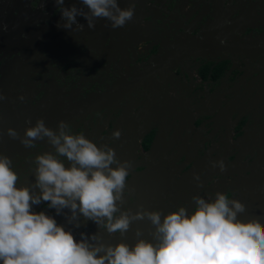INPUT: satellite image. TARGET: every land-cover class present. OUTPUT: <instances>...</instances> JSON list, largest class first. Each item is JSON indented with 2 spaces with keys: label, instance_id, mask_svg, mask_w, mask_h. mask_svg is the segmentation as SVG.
I'll return each instance as SVG.
<instances>
[{
  "label": "clouds",
  "instance_id": "9594fccd",
  "mask_svg": "<svg viewBox=\"0 0 264 264\" xmlns=\"http://www.w3.org/2000/svg\"><path fill=\"white\" fill-rule=\"evenodd\" d=\"M80 3L86 10L65 7L64 0H55L63 21L57 27L75 25L74 31L81 30L84 25L77 21L78 15L89 29L97 18H105L112 28L123 27L136 6L135 0L124 7L118 0ZM23 100L21 94L18 103ZM121 131L113 128L111 137L119 138ZM6 133L28 148L46 138L53 149L34 156L38 192L17 185L11 158L0 153V264H264V217H238L245 205L234 193H193L190 209L183 203L164 211L142 206L135 211L122 209L133 165L128 159H119L110 142L98 143L84 132L73 131L72 124L63 119L53 130L42 117L26 126L23 135L11 126ZM209 163L221 172L225 168L223 160ZM192 177L200 183V174L194 172ZM41 201L56 214L68 209V221H78L79 213L109 234L123 235L133 221L146 219L152 226L150 238L134 228L137 239L131 245L123 240L93 242L98 241L95 233L85 236L81 232L74 239L72 230L57 223L53 215L33 210Z\"/></svg>",
  "mask_w": 264,
  "mask_h": 264
},
{
  "label": "water",
  "instance_id": "95a60500",
  "mask_svg": "<svg viewBox=\"0 0 264 264\" xmlns=\"http://www.w3.org/2000/svg\"><path fill=\"white\" fill-rule=\"evenodd\" d=\"M145 1L147 0H135L136 6L133 10V16L136 15L141 18L143 17L142 13L143 11H145V7H147L144 5ZM210 1V8L212 10L209 11L208 7L206 8V11H208L205 12L208 16L204 20L206 26L204 30L200 32L199 36H192L187 29V31L183 32V37H177L174 41L169 43L172 49L157 55L152 63L144 66L143 68L135 66L128 78H120L113 84L108 86L105 90L88 95L80 104L74 106L69 111L61 114H55V116L44 120L46 126L52 127L53 130H55L56 123L60 119L72 123L76 121L77 118L85 116L91 112H95L106 105L113 104L123 96H125L127 93L131 92L136 86L146 82V85L148 86V83H150L148 81L153 80L152 78L154 76H161L166 71L172 69L173 67L180 64L183 60L190 57L216 56L224 53L230 54L231 56H233V58H236L238 56H244L245 58H258L257 65H262L264 63V40L255 41L251 39L248 41H239L236 38H231L232 33L242 34L247 32V35L251 36L252 33L255 32V29L263 26L262 23L264 21V17L261 14H257L256 12V4L260 3L261 0H257L252 5L245 4L244 2H242L241 5L239 2H237L233 6L228 5V3H230L232 0H226L227 6L226 4L225 6H223V2L225 0ZM128 2L129 0H118V3L121 7L127 6ZM199 2L200 0L193 2L194 7L190 11L185 13V15H183V20H186L189 16L194 15L193 20L189 24L185 25V27L188 28L189 26L197 23V20L206 15H199L197 13L194 14V12L197 11L196 6L199 4ZM155 3L156 2H153L152 4ZM67 5L70 6L73 5V3L68 0ZM79 6L81 7L78 8H84L86 10L85 6L81 3L79 4ZM204 7L205 4L202 5V8ZM234 13L235 15H233ZM136 16L132 18L133 20L127 21L123 27L112 28L110 26V23L105 18H99L97 21H95L94 27L91 29L87 27V23L85 22L82 24L84 25V27L81 30L74 31L73 29L75 28V26L68 29L64 28L57 35L51 38L32 41H16V39H11V37L15 36L16 34L25 31L24 27L26 24H19L13 30H0V50H6L8 52L28 49H32V51L34 52L49 50L52 45H55V43L52 41L53 39H55L54 37L59 39H63L66 37H75L77 39H80V42L85 41L89 45V47H97L98 41H104L108 38H114L113 40L108 42V45L105 48L106 50H102L103 54H105V51H107V53L109 54H113L115 53V49L119 46H124L125 54H128L133 49L135 44L140 41H146L149 39V37H147V35L145 34L148 33L147 30L138 29V26H140L142 23L140 21L135 22ZM156 18H158V15L152 17V19ZM47 42L51 43L47 45ZM120 62L123 63L124 59L120 58ZM244 64L247 68L239 78L231 82V90L243 87V83L247 82L248 80H251L252 82L256 81L262 84L261 92L258 93V96L261 97L262 91H264V72H258L255 74V70L253 67L249 66V62L245 61ZM232 68H230L228 72H230ZM9 76L10 75H4L1 77V80ZM151 85H154L155 89L158 88V83L156 81L152 82L149 88H152ZM243 89L244 88H242V90ZM249 90L253 92L254 88H252L251 86ZM244 92H246V90H243V94ZM161 100L163 101L164 106H166L165 109L167 111L168 118L167 120L164 119L162 122H160L159 132L155 138L157 139L158 147L157 155L153 156L152 153H147V158H150L149 163H153V165L150 166L149 175L152 177L154 175H157L159 182L158 184H148L146 186V192L144 191L143 193L142 191L140 192V194H137L135 196L136 202H134V206L131 209L135 211L138 206H142L149 209L159 208L162 211L170 210L172 207H174L176 201L178 199H181V197H183L182 195L186 194L187 186L189 185V182L193 180L192 174L195 172L200 174V183L196 184L194 182V184L190 186V188L193 190V193H199L200 189L202 188V181L205 180L203 176L205 174H208L209 176L219 175L221 176V178L229 177L232 178V180L244 183L245 186L247 185L248 187L257 185L259 188L255 189L253 193H251L249 196L241 197L240 200L244 203L245 209L243 213L238 214V217L250 218L257 215H261V217H264V212L259 214L260 201L264 197V173L261 170L262 164L264 163L261 162L262 160H260L264 155V128L259 136L254 139L253 144L250 147L254 148L257 145H260V151L257 153L258 156L256 159L258 160L260 158L259 160L261 163L256 164V159H252L250 163L253 165L254 162L255 165L251 167L243 166V164H240V162H238L234 157V160H232V166L230 167H228L223 161L225 164V168L221 172L218 167H213L209 163V161L223 159V155L212 156L214 154V150L212 148H206L204 150L205 152L203 151L202 156L200 158H196L198 152L204 147L203 145H201V147L195 145L194 140H192L191 142L189 140L192 126L191 121L194 114H192L189 108H186L187 103L184 104L182 99L166 101L165 96H162ZM1 105L6 114L5 123L9 122L11 123L10 126L15 128V121L12 119L11 110L8 107V102L7 100H5V98L1 100ZM248 105L250 106V104ZM190 107L193 108L194 105H191ZM259 107L261 109L264 108L263 105ZM262 114H264V112H257L256 122L259 121L261 116H263ZM17 125L21 126V123H18ZM145 129L146 128L141 129L142 134H144ZM168 129L172 130L169 138H167ZM179 131L183 133V136L178 140L180 142L177 143L175 151L172 152V154H169V148L167 145L172 141V139H174L173 135H177ZM18 134L23 135V132L21 131ZM127 135L128 132L125 133V137ZM197 135H199L198 132L196 133V136ZM38 141L39 140H37L36 142ZM187 143H191L192 146V148L188 152L185 151V146ZM172 144H176L175 141L171 142V145ZM24 147L25 146H23L19 142L18 138L13 139L9 136H6L3 143L0 144V153L8 154L13 150ZM129 149L130 150H125L123 148V144H120L116 147L115 152L119 159L130 160L132 162L133 169L134 167H137L138 164L131 158V153H133L134 148L130 146ZM180 157H183L181 163H175L174 160ZM140 161L141 160H139V162ZM145 163L146 162H144V165ZM183 167H187V169L182 173L180 177H178V180L176 178L175 182V184L179 186L177 194L169 204H166L164 206L163 201L160 197L162 193L167 189V177H169L167 172L171 171V169H174L171 171V173L178 174L179 171H182ZM256 170L259 173H255ZM239 172L245 173V177L234 174ZM129 182H137L134 179V176L131 174L129 175L127 183ZM213 184L219 185L222 184V182L218 181L217 183L215 182ZM233 185L236 184L233 183ZM170 187L171 189L173 188L172 185H170ZM216 190L217 189L213 187H209L206 188L205 191L214 192ZM127 195L128 194H125L124 198L127 197ZM190 202L192 201L190 200ZM184 205L189 208V205L187 203ZM51 209L52 208L48 206L46 211L48 212ZM51 215L55 217L57 223H60L65 228H69L72 230L74 239L79 238L81 232H83L85 236L95 233V235L98 237V241L93 242H101L104 244H114L119 240H123L131 245L137 239V236L133 232L134 228H140V234L143 236L147 232L149 226H151L146 219L137 220L133 221L130 224L129 229L123 235L119 233L109 234L104 229L99 228L97 225H95L91 220L85 219L79 213L77 214L78 221H68L67 219L65 221H61V219L65 218L68 215V209L66 208L61 210V214H56L55 210L53 209ZM77 223L78 226H76ZM148 235V237H150V233Z\"/></svg>",
  "mask_w": 264,
  "mask_h": 264
},
{
  "label": "rangeland",
  "instance_id": "374dc122",
  "mask_svg": "<svg viewBox=\"0 0 264 264\" xmlns=\"http://www.w3.org/2000/svg\"><path fill=\"white\" fill-rule=\"evenodd\" d=\"M189 7L188 4L181 8V13L179 14L182 15V13L187 12ZM205 26L206 24L202 23L196 31L190 34L194 37L199 36ZM144 29L147 30L148 33L145 34L149 39L138 42L128 54H125L124 46L117 47L113 54H109L107 51L103 54L102 50H106L105 48L108 42L111 41L109 38L104 41H98L97 47H89L85 41L80 42V39L75 37L68 39L65 41L66 44L55 47L49 52H39L36 54L22 52L21 54L14 53L13 55L0 53V74L11 75L16 72L20 74H18L19 77L17 79H7L3 89L5 95L8 94V98L14 101L17 100V105L11 102L13 113L19 115L25 128L26 126H30L31 123H34L37 117H42L43 120H47L55 116V114L67 112L74 106L80 104L88 95L105 90L110 84L120 78H128L135 66L144 67L153 62L157 55L172 49L169 45L170 41L175 37H183L182 32H185L177 30L176 33L170 34L167 23L164 22L163 18L150 25L149 23H142L139 26V30ZM260 30L262 32H259ZM260 30L257 32L261 37L249 36L245 32L242 34L232 33L231 38H236L239 41H248L251 39L255 41L264 40V29L262 28ZM152 45L154 47L151 49L150 47ZM224 55V53H221L216 55V58ZM120 58H124L125 62L121 63ZM207 58H215V56L190 57L178 64L177 67L166 71L161 76L157 75L152 78L153 80H149L148 82L150 84L155 81L158 82L159 80L161 84L156 89L149 88L148 94H146L147 96L143 97L144 91L141 90V86L144 88L147 87L146 82L143 85H138L133 91L127 93L117 102L106 105L94 113H108L115 109V115L124 114L127 111H129V115L131 112L139 111L140 108L148 106L151 100H156L163 112L159 111L158 115L154 114L151 117L158 120H161V118L167 120L166 106H164L161 97L164 94L166 101L177 100L178 95L180 98H185L186 93L189 91V86L190 91H196V97L201 96L199 89L202 90L205 84L196 75L195 66ZM252 60L253 58L236 57L233 59V62L237 67H241L247 61L249 62V66L263 73L264 65L255 66L256 64ZM90 64H94V67L90 68ZM186 66L187 69L185 68ZM179 67L183 69L184 73L186 72L184 78L177 71ZM67 75L71 76L72 79L66 78L65 76ZM183 82L186 83L185 87L183 86ZM190 82H193V84L191 85ZM16 83L17 85L13 87ZM164 83H171L173 85L168 89L169 92L164 91ZM6 90L9 91L7 94ZM21 94L24 96V100L18 103V98ZM125 107H128V110ZM91 116H94V114L91 113L89 116L72 122L73 130L76 128L80 129V125L85 123V120ZM91 120H94L93 117ZM115 120L114 118L112 121L114 122ZM142 124L149 126V121L145 118L141 122ZM52 149L53 146L51 144L48 145L46 138H43L29 149H19L17 152L8 155L15 164L21 165L20 168H15L18 171L17 185H28L30 191L34 189V156L44 151H52ZM257 156L254 157L257 158ZM261 170L264 173V164H262ZM255 173L259 172L256 170ZM228 181L231 184H236L233 185L235 189L233 192L235 198L238 199H241L242 196H249L255 189L259 188L257 185L250 187L246 185V187L244 183L231 179H228ZM221 187L223 189L226 188L224 183L221 184ZM262 212H264V197L260 201L259 214ZM257 216L261 217V215Z\"/></svg>",
  "mask_w": 264,
  "mask_h": 264
},
{
  "label": "flooded vegetation",
  "instance_id": "af4514ba",
  "mask_svg": "<svg viewBox=\"0 0 264 264\" xmlns=\"http://www.w3.org/2000/svg\"><path fill=\"white\" fill-rule=\"evenodd\" d=\"M67 1L68 0H64V6L65 7L68 6L67 5ZM70 1L73 3V5L75 4L76 7H81V6H79L80 0H70ZM196 1L197 0H147L144 3V5L147 6V7H145V9H144L145 11H143V13H142L143 17L141 18L139 16L134 15L132 18H134L136 16L135 22H139L140 21L141 23H149V25L151 23L157 22L158 20H161L163 18L164 22L167 23V28L169 29L170 34L171 33L172 34L176 33L177 30L187 31V29L190 31L189 33H193L194 31H196L199 28V25H202V23H204V20L208 17L207 14L205 13V12H208V11H206V8L208 7L209 11L212 10L210 8V6H211V1L210 0H200L199 4L196 6L197 11H195L194 14L197 13L199 15H201V14H206V15L202 16L201 19L197 20V23L189 26L188 28L185 27V25L189 24L193 20V16L194 15L189 16L186 20H183V15H185V13H187L188 11H190L194 7L193 2H196ZM256 1L257 0H232L230 3H228V5L229 6H233L237 2H239L241 5H242V2H244L245 4H248V5H252ZM153 2H156V3L152 4ZM226 2H227L226 0L223 2V6H225ZM188 4L190 6L189 10L187 12H185V13H182V15H180L179 13H181V8L185 7ZM203 4H205L204 8H202ZM226 6H227V4H226ZM256 12H257V14H261L264 17V0H261L260 3L256 4ZM156 15H158V18L152 19V17L156 16ZM233 15H235V13ZM233 15H232V17H233ZM76 19H77V21L80 24H83V23L86 22L84 20V18L82 16H79V15L76 17ZM98 19L99 18H97L95 21H97ZM131 20H133V19H131ZM58 23L60 25H62L63 21L60 19L58 6L55 4V0H37L36 3H34V0H0V30H2V31L6 30V29L13 30L19 24H26L25 27H24L25 31L20 32V33L16 34L15 36L11 37V39H16V41L17 40H20V41H26V40L32 41V40H43V39L51 38V37L57 35L61 30L64 29L62 26L57 27ZM5 25H6V28L4 27ZM262 25L263 26H260V27H258L257 29L254 30L255 32L252 33L253 37H261L257 31L262 29V28L264 29V21H263ZM73 26H75V25H73ZM138 29H139V26H138ZM144 30H146V29H144ZM259 32H262V31L260 30ZM182 34H183V32H182ZM54 38L55 39H53L52 41L55 43V45H52L49 48V50H41V51H37V52L32 51V49L15 50V51H11V52H8L6 50H0V53L13 55L14 53H20L21 54L22 52H30L32 54H36V53H39V52H49L55 47H58V46H60L62 44H66L65 41L70 39L69 37L68 38L66 37V38H63V39H59V38H56V37H54ZM176 38L177 37H175L172 41H174ZM110 39L113 40L114 38H110ZM172 41H170V42H172ZM50 43L47 42L46 44L49 45ZM137 44H135V45H137ZM36 46H40V45H36ZM152 47H154V46L152 45L150 48L152 49ZM153 50H155V48H153ZM242 57H244V56H238L237 58H242ZM225 58L230 60V66L225 70L224 75L216 83H211L210 81L201 80L199 78V76L197 74V68H198L199 64L202 61H204V60H202L200 63H198L195 66L196 75L198 76V78L201 81L207 83V87L205 88L207 92L212 91L216 86H219V84H220V89L218 90V92H215V94L219 93V91H222V90L225 91L224 93H221V95H220L221 97L224 98L223 104H227L233 99L234 91L231 90V82L235 81L237 78H239L240 75L247 68L244 63H243V65L241 67H237L236 64H234V62H233L234 58L230 54H225L224 56H222L220 58L219 57L216 58V56H215V58H207L205 60L211 59V60L218 61V60L225 59ZM124 62H125V59H124ZM252 62L254 64H256L255 66L264 65V63L262 65H257L258 58H253ZM232 66H233V68H232ZM93 67H94V64H90V68H93ZM175 67H177V66H175ZM141 68H143V67H141ZM185 68L187 69V66ZM230 68H232V70L230 72H228V70ZM177 71L180 72V76L182 78H184L186 76V74H185L186 72L184 73V71H183V69L181 67H179L177 69ZM254 72L256 74L259 71L255 70ZM18 74H19V72H16V73H14V74L10 75L9 77H6V78H4L2 80H1V77L4 76V75L0 74V93H3L5 100H7L8 107L11 110L12 119L15 121V128H16L17 132L20 133L21 131L23 132V130H24V125L22 123V119H20L18 114L13 113V111L11 109V102H13V104L17 105V100L14 101V100H11L10 98H8L7 92H9V91L6 90V94L7 95H5L4 90H3L4 86L6 85L5 81L7 79H9V78L17 79L19 77V75H20V74L19 75ZM65 77L68 78V79H72L71 76H69V75H67ZM189 78H191V77H189ZM160 82H161L160 80L157 82L158 83L157 87H159V85L161 84ZM254 82L257 84V86H259V89H260V92H261L262 84L259 83V82H256V81H254ZM16 85H17V83L14 84L13 87H15ZM140 85H143V84H140ZM149 86H150V83H148V86L146 87L147 89L144 88L143 86H141V90L144 91L143 95H142L143 97L147 96L146 94H148ZM151 86H152L153 89H155L154 85H151ZM172 86L173 85L171 83H168V84L164 83L163 89H164V91L169 92L168 89H170V87H172ZM183 86L185 87L186 83L183 82ZM242 88L243 87H240L239 90H242ZM254 91H255V89H254ZM193 92L196 93L195 90H193ZM195 93L192 94V91H190V89H189V91L186 93V97L185 98H183V97L180 98L179 95H178L177 96V100L178 99H182L184 104L187 103L186 104L187 105L186 108H189L191 110L192 114H194L193 115L194 120L191 121L192 126H191V132H190V135H189V140H190V142L192 140H194L195 141V145H198L200 147H201V145H203V147H204L202 150H200L198 152L197 157L200 158L202 156V154H203V151L206 148H212L214 150V154L212 156L223 155V159L224 160L223 159L222 160L226 163V165L228 167H230V166H232V160H234L235 155H234V152L230 153V154L228 152H226L225 149L229 145H227V143H225L226 140H225L224 136H225L226 132L227 133H229V132L231 133V131H233V140H235L236 137H242L243 133H244V130H245L244 127L247 124V122L250 121L251 116L242 114L241 112H239V111H237L235 109V112L231 115V119L233 120V123H231V120H229L227 123H225V127H222L220 125L219 121H217L218 116H215V113L210 114V113L204 112L206 110L202 111V109H200V110L198 109L199 108L198 107L199 106L198 105L199 100H197V99H198L199 96L196 97ZM263 95H264V91H262V96ZM210 97H213V96L211 95ZM210 97H209V100L211 99ZM154 101H156V100H154ZM154 101H152V100L150 101V103L148 105L149 107L145 106L143 108H140L139 111L131 112V114H129V115H128L129 111H127L124 114L121 113L120 115L119 114L115 115V109L111 110V112H108V113L99 112V113H102L103 115H99V113L91 112L92 114H94V116L88 117L87 120H85V123H82L80 125V127H81L80 129L76 128L73 131L84 132V134L86 136H88L89 138L95 139L98 143L110 142L111 146L115 150H116V147L119 146L120 144H123V148L125 150H130L129 149L130 146H132L134 148V146H133L134 144L132 145L134 140H132V135H131V133H133V132H132V130L130 131L127 128V126L125 127V123L126 122H124V120H123L125 130L128 129V131H127L128 135L125 137V134L123 133L124 137H125L123 141H121L118 138H112L111 137V130L113 128H115L116 123L118 121L122 120L123 118L125 119V117L129 118V119H131V118L135 119L136 118L135 120L139 121V119L141 118L140 112H142V111H144L145 113L148 114V112L150 110H152L151 116L154 115V114L158 115L159 111L163 112V110L160 109L161 107H159V106H158L157 109L155 108V105L153 106V108L152 107L150 108V104H154L155 103ZM191 105H194V107L191 108L190 107ZM147 107H148V109L145 110ZM125 109L128 110V107H125ZM0 113L3 114V119H0V144H1L5 140V137L8 136L7 133H6V128L11 125V123H9V122L5 123L6 114H5V111H4V109H3L2 105H1V100H0ZM91 113H89V114H87L85 116H82L80 118H77L76 121H78L79 119H81L83 117L91 115ZM197 113H198V115H197ZM92 117L94 119L93 121L91 120ZM167 117H168V114H167ZM114 118L116 120L113 122L112 120ZM222 119L223 118H221V120ZM143 120H141L140 123ZM163 120H164V118H161V120H158V119H156L154 117H150L147 120V121H149V126L151 124L150 127L149 126H145L144 124L141 125L142 128H146L144 134L141 133V131H142L141 129L137 130V131L135 130L136 137H138V138L140 137V146H139V148L142 149V150L138 153L136 149H133L134 151H133V153H131V155H133L136 152H137V155L139 154L137 156V158H135V159L141 160L139 162L140 164L138 163V165L140 167L137 165L139 167L138 168L139 170L144 168L145 172H149L150 171V166L153 165V163H149L150 162V158H148V162H146L145 165H144V161H145L144 157H146L145 154H147L148 152L151 151L150 149L152 148V143L155 141L156 135L159 132L160 122H162ZM18 123H21V126L17 125ZM257 123H259L258 127H257ZM257 123L255 125L256 127L254 126V130H257L256 132L258 133L257 134L255 132L253 134L255 139L257 138V136H259V134L263 131V128H264V120H262V116L260 117L259 121H257ZM151 129L155 130V134L153 135V138L151 140L150 147L145 150L142 147L141 142H142V139H143L144 135ZM193 130H194V133L192 134ZM219 131H221V132L219 133ZM171 132H172V130L168 129L167 138H169ZM197 132L199 133V135L196 136ZM191 135H192V137H191ZM46 141H47V139H46ZM171 142H173V141H171ZM171 142H169L168 145H167L168 148H169V154H172V152L175 151V148L177 147V143L180 142V141L175 142L176 144H174V145L173 144L171 145ZM35 143H37V142H35ZM47 144L49 145L48 141H47ZM187 144H190V146H191V143H187ZM27 148L28 147L18 148L16 150H13L12 152L8 153L7 155H11L14 152H17L19 149H22V150L24 149L25 150ZM157 149H158V147H157ZM229 150H231V149L228 148L227 151H229ZM229 152H232V151H229ZM157 153L155 155H153V156H156ZM254 156H257V154L254 153L252 155H248V156L243 157V160H245V162H246V166H250L251 167V166L255 165L254 162H253V165L250 163L252 159H256ZM135 159H133V160L135 161ZM182 160H183V157H180V158L175 159L174 162L179 164V163H181ZM256 161H257V159H256ZM256 164H257V162H256ZM12 166L14 167V169L16 167H18V168L21 167V165L15 164L14 161H12ZM66 166H67V164H66ZM187 167H183L182 171H179L178 174L171 173V171L174 170V169H171V171H169L170 173L167 172V174L170 175L169 177H170V180L172 181L171 183L175 184L176 178L178 180V177H180L182 175V173L187 169ZM134 168H136V167H134ZM130 174L133 175L132 172ZM234 174L240 175V172L239 173H234ZM241 174L242 175H240V176L244 177L245 173H241ZM147 175L149 176V174H147ZM203 176L205 178V176H209V175L205 174ZM218 177L221 178V176H219V175L209 176V179H207L208 181H206V185H204L200 189L199 194L205 195V193H207V191H205L206 188L213 187L214 186L213 182H216ZM224 178L232 180V178H229V177H224ZM220 181L222 182V179ZM129 184H130V182L127 183V185H126L125 194H128L127 190L130 188L128 186ZM173 184H171V185H173ZM224 184L227 185V188H224L225 191L226 190H230L231 195H232L234 193L233 191H235L233 186H232V189H231V185L232 184L229 181H226ZM219 185H221V184H219ZM219 185H217V186L220 187ZM215 186H216V184H215ZM34 189L31 190V191H37L38 192V189H35V190ZM142 191H143V193H144V191L146 192V186L145 187L143 186V190ZM131 194H132L131 196L129 195L127 197L128 198L135 197L137 195V192H131ZM162 195H163V193H162ZM178 202L179 203H183V204H186V203L188 204V202H182V201H180V199H178L176 201V204H178ZM47 208H48V205L44 201H41L37 205H33V210H35V211L42 210L44 212H47L46 211ZM49 212L52 213L53 209L49 210L48 213Z\"/></svg>",
  "mask_w": 264,
  "mask_h": 264
},
{
  "label": "crops",
  "instance_id": "0c3cea01",
  "mask_svg": "<svg viewBox=\"0 0 264 264\" xmlns=\"http://www.w3.org/2000/svg\"><path fill=\"white\" fill-rule=\"evenodd\" d=\"M190 84L192 85L193 82H190ZM205 86L203 87L202 90L199 89V92L201 94V97L199 95L198 97V100H199V103H198V109H202L203 110H206L204 112L206 113H210V114H213L215 113V116H218L217 118V121H219L220 125L222 127H225V123H227L229 120H231V123H233V120L231 119V115L235 112V109L239 112H241L242 114H245V115H250L251 116V119L249 122H247V124L245 125V130H244V133H243V136L242 137H236L235 140H233V131H231V133H227L225 134L224 138L226 140L225 143H227V145H229L225 150L226 152H228L229 154L230 153H233L234 152V155H235V158L237 159L238 162H240V164H243V166H246V162L245 160H243V157L245 156H248V155H252L254 153H258L260 151V145H257L256 147L254 148H250L251 145L253 144V141L255 139L254 137V133L257 131V130H254V126L256 125V119H257V112H264V108L261 109L259 106L260 105H263L264 107V95L259 97L258 96V93H260V89H259V86H257V84L255 82H252L251 80L243 83V90H246V92L243 94V90H239V89H234V97L233 99L227 103V104H223L224 102V98L221 97V93H224L225 91L222 90V91H219V93H216L215 92H218V90L220 89V84L219 86H216L212 91H209L207 92L206 91V87H207V83L204 82ZM254 88L255 91H250L249 89L251 88ZM189 89H190V86H189ZM195 93L193 92L192 90V94ZM197 94V93H195ZM215 94V95H214ZM164 95V94H163ZM213 96V97H210V96ZM209 97L211 98L209 100ZM155 103L154 104H150V108L155 105V108L157 109L158 108V104L156 101H154ZM250 104V106L248 105ZM149 107V106H148ZM148 107L145 109L147 110ZM151 113H152V110H150L147 113H145L144 111L140 112V116L141 118L139 119V121H136L134 118L132 119H129V118H126L125 119L121 118L122 120L118 121L116 123V126L115 128H119L121 129V136L118 138L120 139L121 141L124 140V134L128 131V129L133 133H131L132 135V140H134V142L132 143V145L134 146V149L137 150V152L139 153L142 149L139 148L140 146V137H136V133H135V130H140L142 129V126H141V123L140 121L143 120V119H147L151 117ZM99 115H103L102 113H99ZM262 120H264V114H262ZM221 118H223L221 120ZM125 123V127L127 126V130H125V127H124V122ZM194 120V118L192 119ZM106 126V125H105ZM151 126V124H150ZM149 126V127H150ZM259 126V123H257V127ZM148 127V128H149ZM256 127V126H255ZM221 131H219L220 133ZM124 133V134H123ZM194 133V130L192 131V134ZM257 133V132H256ZM130 134V133H129ZM258 134V133H257ZM182 135L183 133L181 131H179V133L176 135L174 134L173 135V142H178V139L182 138ZM192 137V135H191ZM130 139V138H129ZM138 141V142H137ZM185 151L188 152L192 147L190 146V144H187L185 146ZM231 149L229 151H232V152H229L227 151V149ZM150 153H152L153 155H155L157 153V139H155V141L152 143V148L150 149ZM137 152L134 153L133 155H131V158L132 159H135L137 158ZM145 154V153H144ZM146 157H144L145 161L144 162H148V158H147V154H145ZM143 158V157H142ZM199 158V157H197ZM262 161L264 160V155L262 157ZM260 159V158H259ZM257 160V163L259 164L260 163V160ZM224 160V159H223ZM136 163L138 164L139 163V159H135ZM264 163V161H263ZM140 164V163H139ZM140 167V166H139ZM138 166L134 169L131 170L133 176H134V179L137 181L136 183H133V182H130V184L128 185L130 188L127 190L128 192V195L127 196H131V192H137V194H140V192H142L143 190V186H147L148 184H158L159 182V179H158V176L157 175H154L153 177L152 176H148L147 174H149V172H145L144 168L139 170ZM240 175L241 172H240ZM170 176V175H168ZM207 179H209V176H205V180L202 181V187L204 185H206V181H208ZM222 179V182L225 183L226 181H228V179H225V178H219L216 180V183L218 181H220ZM167 182H168V185H167V189L163 192V195H161V200L163 201V204L164 206L166 204H169L170 201L175 198L176 194H177V190L179 189V186H177L176 184H173L171 183L172 181L170 180V177H167ZM173 184V188L171 189L170 185ZM194 184V181H190L189 182V185L187 186V190H186V194L182 195L183 197H181L180 201L182 202H188V205H189V209L191 208L192 206V202H190V199L189 197L193 194V190L190 188V186ZM231 185V184H230ZM220 187H218L217 185L213 186V188L217 189V190H221L223 191V188L221 187V185H219ZM232 186H233V183L231 185V189H232ZM221 188V189H220ZM227 188V186H226ZM229 188V187H228ZM131 191V192H130ZM207 193H212V192H207ZM206 194V193H205ZM135 197H125L123 202L120 204V207L122 209H131L133 206H134V202L135 201ZM179 203V202H178ZM153 204V203H152ZM46 214H49L51 215L52 213H48V212H45ZM66 220V217L61 219V221H65ZM151 227L152 226H149V228L147 229V232L143 235V237L147 238L149 235V233L151 232ZM140 229V228H139ZM150 238V237H148Z\"/></svg>",
  "mask_w": 264,
  "mask_h": 264
},
{
  "label": "trees",
  "instance_id": "16d2710c",
  "mask_svg": "<svg viewBox=\"0 0 264 264\" xmlns=\"http://www.w3.org/2000/svg\"><path fill=\"white\" fill-rule=\"evenodd\" d=\"M230 66L229 59H221V60H204L202 61L198 68L197 74L201 80L210 81L211 83H216L223 75L225 70ZM155 134V130H149L142 139V147L146 150L150 147L151 140L153 135ZM230 195V190H226ZM264 226V225H262Z\"/></svg>",
  "mask_w": 264,
  "mask_h": 264
}]
</instances>
